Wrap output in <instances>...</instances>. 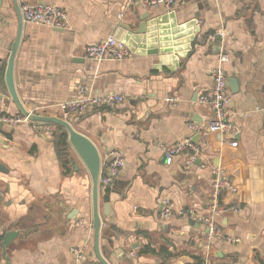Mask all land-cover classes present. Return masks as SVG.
I'll return each mask as SVG.
<instances>
[{
  "label": "crops",
  "instance_id": "0c3cea01",
  "mask_svg": "<svg viewBox=\"0 0 264 264\" xmlns=\"http://www.w3.org/2000/svg\"><path fill=\"white\" fill-rule=\"evenodd\" d=\"M50 3L67 15L64 28L23 22L13 62L17 96L30 112L65 118L89 138L101 172L114 149L125 162L111 183L109 212L102 213L99 249L109 264H264V0H174L144 7L137 0H17ZM145 32L134 34L141 15ZM16 31L11 0H0V115L15 114L4 82L9 45ZM113 35L131 54L96 62L83 57L87 45ZM129 43V44H128ZM225 65L230 121L238 132L199 137L189 123H206L208 105L198 95L212 84L219 50ZM120 93L114 107L89 108L65 116L60 103L77 95ZM54 125L0 123V264H99L92 250L90 176L67 142L63 167ZM196 160L162 146L184 139ZM211 167H219L236 193L219 197L215 217L225 237L205 247L206 227L182 218L179 209L206 212ZM173 203L160 217L161 199ZM15 231L7 247L4 234Z\"/></svg>",
  "mask_w": 264,
  "mask_h": 264
},
{
  "label": "built area",
  "instance_id": "2783aa9c",
  "mask_svg": "<svg viewBox=\"0 0 264 264\" xmlns=\"http://www.w3.org/2000/svg\"><path fill=\"white\" fill-rule=\"evenodd\" d=\"M144 7H154L162 5L166 11L170 12L174 0H137ZM23 22L44 25L52 28H64L66 25V12L50 3H22L19 5ZM131 54V50L126 43L113 35H109L100 41L87 45L83 50V57L100 62L103 60H122ZM229 61V55L223 49L219 50L215 66L211 69V87L198 95V103L208 105L211 109L210 119L204 123H189V128L199 137H206L211 133L220 135L234 134L238 132V127L230 121L231 112L228 107L229 95L227 92V77L225 65ZM77 95L62 103L60 107L65 112V116L83 115L89 108L106 107L111 108L125 101V96L120 93L93 94L88 87L80 86ZM65 119V118H64ZM27 121V118L20 113L0 115V123L16 125ZM166 163H169L174 155L184 153L187 155V164H192L198 155V149L186 138L172 145L161 147ZM125 162V157L121 151L114 149L110 152L109 161L106 164L105 172L100 175L99 184L101 186L110 185L118 176V173ZM211 191L210 205L206 212H198L195 209H179L178 215L182 218H192L206 227L205 247L213 239H225L236 241L234 238L225 237L220 228L216 225L215 217L222 211L219 205V197L223 192L236 193L237 187L229 181L219 167H211ZM160 217L165 219L173 211V203L165 198L159 201ZM77 264L83 259L82 249H72ZM203 264H210L206 259Z\"/></svg>",
  "mask_w": 264,
  "mask_h": 264
},
{
  "label": "water",
  "instance_id": "95a60500",
  "mask_svg": "<svg viewBox=\"0 0 264 264\" xmlns=\"http://www.w3.org/2000/svg\"><path fill=\"white\" fill-rule=\"evenodd\" d=\"M12 7L16 16V31L15 36L12 42L9 45V54L6 60L5 70H4V82L7 88V92L9 94L11 102L15 105V108L18 113L23 115L27 118L28 121L38 125V126H49V125H58L62 127L67 135V142L70 145L71 149L74 151L78 159L86 168L89 176H90V200H91V216H92V250L93 256L99 262V264H109L107 260L102 256L100 249H99V233H100V215L98 211V191L102 188V213L106 214L109 212V193L111 191V184L106 186H101L99 184V179L101 175V159L97 148L92 143V141L87 138L85 135L81 134L80 132L76 131L68 120L52 116V115H44L30 112L26 109L21 101L19 100L14 82H13V62L15 52L17 50L21 32H22V25L23 19L20 13V7L17 0H11ZM147 18V14L141 15L140 23L138 24L137 29L134 31L136 35L143 34L145 32V19ZM126 45L127 40L122 39ZM129 44V43H128ZM131 50V46L127 45ZM15 231H9L4 234L2 240L3 248L7 247L11 239L16 235Z\"/></svg>",
  "mask_w": 264,
  "mask_h": 264
},
{
  "label": "trees",
  "instance_id": "16d2710c",
  "mask_svg": "<svg viewBox=\"0 0 264 264\" xmlns=\"http://www.w3.org/2000/svg\"><path fill=\"white\" fill-rule=\"evenodd\" d=\"M56 133L55 135L53 134V139H54V147L56 154L61 161V164L63 167L67 164L66 156H67V135L65 130L58 126L54 125Z\"/></svg>",
  "mask_w": 264,
  "mask_h": 264
}]
</instances>
